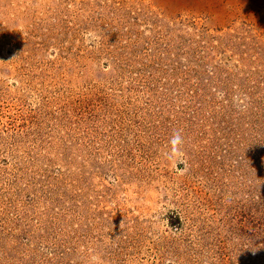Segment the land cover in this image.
Instances as JSON below:
<instances>
[{"label": "rangeland", "instance_id": "obj_1", "mask_svg": "<svg viewBox=\"0 0 264 264\" xmlns=\"http://www.w3.org/2000/svg\"><path fill=\"white\" fill-rule=\"evenodd\" d=\"M0 264H264V0H0Z\"/></svg>", "mask_w": 264, "mask_h": 264}, {"label": "clouds", "instance_id": "obj_2", "mask_svg": "<svg viewBox=\"0 0 264 264\" xmlns=\"http://www.w3.org/2000/svg\"><path fill=\"white\" fill-rule=\"evenodd\" d=\"M172 141L175 143H182V137L179 132L173 133ZM253 254H255V251H253Z\"/></svg>", "mask_w": 264, "mask_h": 264}]
</instances>
